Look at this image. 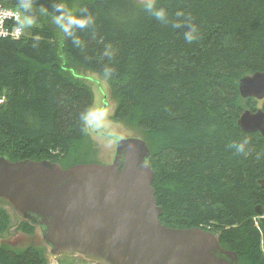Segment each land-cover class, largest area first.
<instances>
[{
    "label": "trees",
    "instance_id": "obj_1",
    "mask_svg": "<svg viewBox=\"0 0 264 264\" xmlns=\"http://www.w3.org/2000/svg\"><path fill=\"white\" fill-rule=\"evenodd\" d=\"M73 2L77 10L59 36L53 21ZM7 5L22 12L29 33L0 38V156L63 169L87 164L90 153L80 150L93 94L74 70L102 75L113 120L132 124L150 150L160 222L211 232L238 264H264V214L255 212L264 209V139L237 125L243 111L258 109L240 97L238 81L264 72V0ZM8 216L0 211V234ZM0 264L44 263L33 247L0 246Z\"/></svg>",
    "mask_w": 264,
    "mask_h": 264
},
{
    "label": "water",
    "instance_id": "obj_2",
    "mask_svg": "<svg viewBox=\"0 0 264 264\" xmlns=\"http://www.w3.org/2000/svg\"><path fill=\"white\" fill-rule=\"evenodd\" d=\"M238 91L244 100L263 101L264 72L240 78ZM237 125L264 139V110L243 111ZM105 136L116 144L107 165L63 169L50 161L0 156V200L39 227L52 257L80 256L95 264H238L236 253L223 249L215 234L160 222L144 140ZM258 184L264 188V179ZM255 212L263 215L264 209Z\"/></svg>",
    "mask_w": 264,
    "mask_h": 264
},
{
    "label": "rangeland",
    "instance_id": "obj_3",
    "mask_svg": "<svg viewBox=\"0 0 264 264\" xmlns=\"http://www.w3.org/2000/svg\"><path fill=\"white\" fill-rule=\"evenodd\" d=\"M138 1L144 3L152 0ZM77 4L73 2L68 9V15L66 17L53 21L59 36L62 34L63 27L67 23L68 18L75 14ZM34 25V23H29L28 27H33ZM25 33L28 35L29 29L27 32L24 29ZM74 72L77 75V80L86 84L93 94V104L86 118L88 135L80 151L90 153V157L86 160V163L99 165L110 164L115 154L116 144L115 141L106 137L105 134L127 138L142 137L141 132L132 124L113 120L116 105L110 97L107 78L82 67H76ZM70 75L67 74L66 76L70 77ZM261 103L262 101H257L256 108H261ZM0 211H4L9 215V223L6 229L0 234V246L9 247L16 252L33 247L39 252L44 264H95L85 261L80 256L52 257L50 247L43 242L38 226H31L26 222L28 225L26 228L29 231H24L21 227V222L24 223L25 221L16 217L4 201H0Z\"/></svg>",
    "mask_w": 264,
    "mask_h": 264
},
{
    "label": "built area",
    "instance_id": "obj_4",
    "mask_svg": "<svg viewBox=\"0 0 264 264\" xmlns=\"http://www.w3.org/2000/svg\"><path fill=\"white\" fill-rule=\"evenodd\" d=\"M10 0H0V38L19 40L24 34L23 15L19 9L8 6ZM6 99L0 95V106Z\"/></svg>",
    "mask_w": 264,
    "mask_h": 264
},
{
    "label": "clouds",
    "instance_id": "obj_5",
    "mask_svg": "<svg viewBox=\"0 0 264 264\" xmlns=\"http://www.w3.org/2000/svg\"><path fill=\"white\" fill-rule=\"evenodd\" d=\"M188 39L190 41L191 39H193V37L189 36ZM243 150H244V144H240V145L237 146V151L242 152Z\"/></svg>",
    "mask_w": 264,
    "mask_h": 264
}]
</instances>
